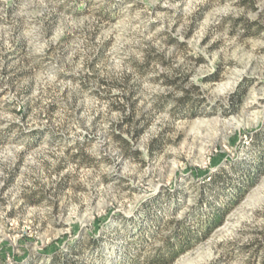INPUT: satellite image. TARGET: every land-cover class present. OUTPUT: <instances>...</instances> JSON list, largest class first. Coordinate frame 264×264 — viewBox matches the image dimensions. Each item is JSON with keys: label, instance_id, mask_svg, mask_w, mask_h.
<instances>
[{"label": "rangeland", "instance_id": "rangeland-1", "mask_svg": "<svg viewBox=\"0 0 264 264\" xmlns=\"http://www.w3.org/2000/svg\"><path fill=\"white\" fill-rule=\"evenodd\" d=\"M217 209L170 264H263L264 0H0V264L143 261Z\"/></svg>", "mask_w": 264, "mask_h": 264}, {"label": "trees", "instance_id": "trees-1", "mask_svg": "<svg viewBox=\"0 0 264 264\" xmlns=\"http://www.w3.org/2000/svg\"><path fill=\"white\" fill-rule=\"evenodd\" d=\"M137 132V136L139 133ZM241 197V196H240ZM238 197V200L239 198ZM235 201V200H234ZM233 201V203H234ZM232 203V201H231ZM211 224L212 226H208L205 231L201 230V233L199 231H185L183 230L182 238L176 237V242L169 243L166 249L163 251H159L155 256L152 257H146L143 259V261H139L138 259L134 258L132 259L130 264H170L172 261L181 253H183L185 250L191 246V243L198 239L206 238L210 232L213 230V226L219 225L221 223V213L220 209H217V211H214L211 214ZM71 249L76 253L79 254L80 251V245L76 243L74 246L71 247ZM263 264H264V256H263ZM58 264L57 259H55L52 264ZM72 264V263H71ZM73 264H77L74 262Z\"/></svg>", "mask_w": 264, "mask_h": 264}]
</instances>
